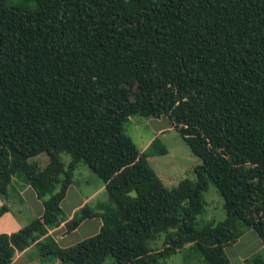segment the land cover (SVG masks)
<instances>
[{
    "label": "trees",
    "instance_id": "obj_1",
    "mask_svg": "<svg viewBox=\"0 0 264 264\" xmlns=\"http://www.w3.org/2000/svg\"><path fill=\"white\" fill-rule=\"evenodd\" d=\"M11 1L0 0V194L20 178L43 209L0 232V264L33 245L61 264H164L188 245L230 264L224 249L245 230L264 244V0ZM134 114L168 120L201 160L195 179L162 182L125 131ZM80 164L107 200L63 219ZM210 183L227 216L197 228ZM94 218L98 232L72 246L50 233Z\"/></svg>",
    "mask_w": 264,
    "mask_h": 264
},
{
    "label": "rangeland",
    "instance_id": "obj_2",
    "mask_svg": "<svg viewBox=\"0 0 264 264\" xmlns=\"http://www.w3.org/2000/svg\"><path fill=\"white\" fill-rule=\"evenodd\" d=\"M10 4L21 6L23 9H32L35 6L32 0H12ZM124 127L136 146L148 153L150 166L167 187L176 186L185 178L195 179L194 168L201 163V160L164 116L154 118L134 114L125 122ZM60 159L67 164L71 156L62 152ZM73 179L74 182L62 203L61 217L63 219L71 217L75 209L85 202L95 206L97 201L107 200L103 182L87 165L80 164L75 170ZM24 188L28 189V192L24 191ZM204 200L205 209L197 216L195 227L198 228L210 220L220 222L226 219L225 199L214 184L210 183L209 188L204 192ZM2 205L7 206L9 210L0 216V232H13L20 229L39 216L43 209L41 200L36 198V194L20 178L15 180L13 187H9L7 195L0 194V208ZM101 224L102 221L99 218L89 219L70 233L59 230L52 233V236L59 246L69 247L98 232ZM164 236L162 234L154 244H160ZM189 248L190 245L172 254L164 260V264H204L202 259ZM224 255L229 258L230 264H262L264 244L253 230L247 229L236 244L224 249ZM13 264L61 263L49 255L43 256L38 247L33 245L25 251L17 252ZM105 264L116 263L111 256H108Z\"/></svg>",
    "mask_w": 264,
    "mask_h": 264
},
{
    "label": "crops",
    "instance_id": "obj_3",
    "mask_svg": "<svg viewBox=\"0 0 264 264\" xmlns=\"http://www.w3.org/2000/svg\"><path fill=\"white\" fill-rule=\"evenodd\" d=\"M30 187V186H29ZM27 188V187H26ZM31 188V187H30ZM25 189V188H24ZM28 189H25L24 191H26V192H28L27 191ZM31 190L33 191V189L31 188ZM34 192V191H33ZM67 197V196H66ZM36 198H37V196H36ZM38 199V198H37ZM98 202V201H97ZM86 203V202H85ZM84 204V203H83ZM72 215V214H71ZM59 230H63V231H65V228H64V226L63 225H61L60 227H57V228H55V229H53V230H51L50 231V233H51V235H52V233H56L57 231H59ZM21 260H22V258H20Z\"/></svg>",
    "mask_w": 264,
    "mask_h": 264
}]
</instances>
